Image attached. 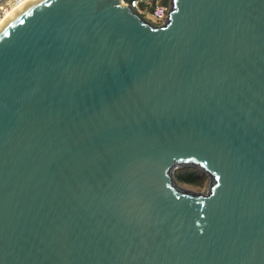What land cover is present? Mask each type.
<instances>
[{
	"label": "water",
	"instance_id": "obj_1",
	"mask_svg": "<svg viewBox=\"0 0 264 264\" xmlns=\"http://www.w3.org/2000/svg\"><path fill=\"white\" fill-rule=\"evenodd\" d=\"M0 264H264V0H172L163 24L122 0L13 11Z\"/></svg>",
	"mask_w": 264,
	"mask_h": 264
},
{
	"label": "built area",
	"instance_id": "obj_2",
	"mask_svg": "<svg viewBox=\"0 0 264 264\" xmlns=\"http://www.w3.org/2000/svg\"><path fill=\"white\" fill-rule=\"evenodd\" d=\"M28 0H0V18L12 7L22 5ZM172 0H122L124 4H131L146 19L153 17V23L163 24L171 8Z\"/></svg>",
	"mask_w": 264,
	"mask_h": 264
},
{
	"label": "trees",
	"instance_id": "obj_3",
	"mask_svg": "<svg viewBox=\"0 0 264 264\" xmlns=\"http://www.w3.org/2000/svg\"><path fill=\"white\" fill-rule=\"evenodd\" d=\"M205 175L201 170L193 166L181 167L175 170V176L179 182H188L192 184L202 183L200 176Z\"/></svg>",
	"mask_w": 264,
	"mask_h": 264
},
{
	"label": "rangeland",
	"instance_id": "obj_4",
	"mask_svg": "<svg viewBox=\"0 0 264 264\" xmlns=\"http://www.w3.org/2000/svg\"><path fill=\"white\" fill-rule=\"evenodd\" d=\"M150 21H153V17H151ZM204 174L205 175L200 176L201 178L203 177L202 183H199V184H192V183H188V182H179V183L188 189L205 192L208 190L209 183H210V177L208 174H206V173H204Z\"/></svg>",
	"mask_w": 264,
	"mask_h": 264
},
{
	"label": "bare ground",
	"instance_id": "obj_5",
	"mask_svg": "<svg viewBox=\"0 0 264 264\" xmlns=\"http://www.w3.org/2000/svg\"><path fill=\"white\" fill-rule=\"evenodd\" d=\"M30 0L24 2L22 5H17L15 7H12L9 11H7L0 19V25L4 23L13 13V11L19 10L26 6Z\"/></svg>",
	"mask_w": 264,
	"mask_h": 264
}]
</instances>
